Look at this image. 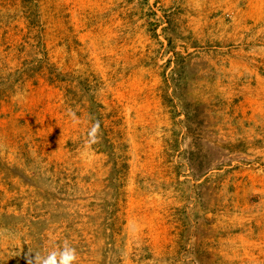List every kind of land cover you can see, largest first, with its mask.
<instances>
[{
	"label": "rangeland",
	"instance_id": "374dc122",
	"mask_svg": "<svg viewBox=\"0 0 264 264\" xmlns=\"http://www.w3.org/2000/svg\"><path fill=\"white\" fill-rule=\"evenodd\" d=\"M200 1L0 0V264H264V32Z\"/></svg>",
	"mask_w": 264,
	"mask_h": 264
},
{
	"label": "clouds",
	"instance_id": "9594fccd",
	"mask_svg": "<svg viewBox=\"0 0 264 264\" xmlns=\"http://www.w3.org/2000/svg\"><path fill=\"white\" fill-rule=\"evenodd\" d=\"M74 117V114H70ZM99 125H93L89 131V143L95 142V134ZM77 253L75 248L64 243L60 247H54L51 250L45 251L44 254H34V258L28 259V264H76Z\"/></svg>",
	"mask_w": 264,
	"mask_h": 264
},
{
	"label": "crops",
	"instance_id": "0c3cea01",
	"mask_svg": "<svg viewBox=\"0 0 264 264\" xmlns=\"http://www.w3.org/2000/svg\"><path fill=\"white\" fill-rule=\"evenodd\" d=\"M215 2L217 0H214ZM213 0H201L200 1V23L207 24L212 9L211 6ZM247 9L245 11L247 17H250L255 23H259L262 26V33L264 32V0H247ZM259 21V22H258ZM212 23V21H209ZM214 24V23H213ZM264 42V39H263ZM262 50L264 51V45H262ZM251 75H255L253 72ZM256 84H262L261 78L255 76ZM264 98V97H263ZM262 103V102H261Z\"/></svg>",
	"mask_w": 264,
	"mask_h": 264
}]
</instances>
